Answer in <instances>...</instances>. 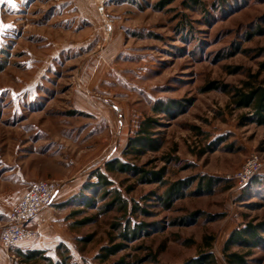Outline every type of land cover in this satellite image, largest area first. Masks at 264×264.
<instances>
[{"label":"rangeland","instance_id":"374dc122","mask_svg":"<svg viewBox=\"0 0 264 264\" xmlns=\"http://www.w3.org/2000/svg\"><path fill=\"white\" fill-rule=\"evenodd\" d=\"M12 4L0 3V264H25L20 246L7 255L1 235L40 180L59 185L42 230L54 260L188 264L211 252L230 264L226 253L237 252L243 264H264V224L258 245L229 241L225 251L235 229L264 223V121L235 97L248 92L245 82L264 85V0ZM146 119L148 134L139 130ZM143 135L147 146L131 151ZM115 159L131 169L107 170ZM247 162L253 171L243 180ZM98 170L129 212L90 186ZM208 178L211 187L201 186ZM127 218L140 227L125 238ZM117 243L116 254L100 257Z\"/></svg>","mask_w":264,"mask_h":264},{"label":"trees","instance_id":"16d2710c","mask_svg":"<svg viewBox=\"0 0 264 264\" xmlns=\"http://www.w3.org/2000/svg\"><path fill=\"white\" fill-rule=\"evenodd\" d=\"M248 87L249 90L248 92H242V91H238L237 93H235V97H239V100L237 101V104L239 106H249L252 107L254 109V112H256L257 115V119H261L262 121H264V85H257V87L253 86L251 83L249 82H245ZM153 122L152 119H146L145 121H142L141 123V128L139 129L140 132H145V133H149V131L147 130L148 127L151 126V123ZM150 140L148 136L143 135L139 138L134 139L130 145H131V151L134 152H140L141 151V147H146V141ZM152 144H149V146H151ZM106 168L109 171H113V170H123V171H128L131 168L128 167V165L123 164L120 160L115 159L113 161H109L106 163ZM142 174H144V176L148 175V171L142 169L141 170ZM151 174V173H150ZM155 175V174H154ZM95 176H97V183L94 184H90V186H99L101 185V190H103V192L106 195H114L113 200L111 202H109L108 205H111V207L117 206L118 210L123 212V214H126L127 212H129V204L128 201L125 197H123L121 195V192L117 189H113V188H108L111 185V182L109 181L107 175H105L103 172H101L100 170L96 171ZM160 177V176H159ZM206 176H203L201 178V181H203V179ZM182 184V181H178V182H174L172 184V186L167 189L164 194L161 196V202L165 203V204H169V200L171 199L174 190H178V186ZM205 186V187H211V179L208 178V180L203 184L201 182V186ZM90 201L86 202L89 204ZM68 201H66L65 203H61L60 206L63 205H67ZM142 207L139 205H133V210L135 211V209L140 210ZM112 209V208H111ZM142 210V209H141ZM131 219L127 218L126 222H125V226L122 229V235L128 236L131 232H136V230L140 227L139 225H135V223L131 226L130 223ZM264 223L262 224H258L257 226L252 225V224H247L245 227L243 228H239V229H235V231L233 232V234L230 236V238L228 239V241L226 242V246H225V251L227 252L229 250V246H228V242L230 241L231 243L233 241L245 244V245H258V229L259 227H262ZM121 223H115L114 226H120ZM127 238V237H125ZM122 244L117 243L114 246H105L103 247V249H105L106 252H102L100 257H102L103 259H107L110 255L112 254H116V252L119 250V246H121ZM63 245L60 244L58 246V248L62 249ZM16 254L18 257H20L21 261L25 264L28 263H37V262H43L44 264H67L64 259L63 260H54L52 259L49 255L46 254V251H44L43 249H36V248H27V249H23V248H16L15 250ZM227 259L229 261L230 264H243L244 261L242 259V257L237 253V252H227ZM204 260H207L209 263L211 264H216V260L213 257V254L211 252H204L201 255H199V257L197 258H192L191 261L188 264H199V263H203Z\"/></svg>","mask_w":264,"mask_h":264},{"label":"built area","instance_id":"2783aa9c","mask_svg":"<svg viewBox=\"0 0 264 264\" xmlns=\"http://www.w3.org/2000/svg\"><path fill=\"white\" fill-rule=\"evenodd\" d=\"M251 162H247L237 177L245 180L253 171ZM56 181L40 180L29 185L21 199L14 204L9 214L8 225L1 235V245L9 257L15 246L33 242L40 237V223L35 221L41 211L52 207L58 194Z\"/></svg>","mask_w":264,"mask_h":264},{"label":"crops","instance_id":"0c3cea01","mask_svg":"<svg viewBox=\"0 0 264 264\" xmlns=\"http://www.w3.org/2000/svg\"><path fill=\"white\" fill-rule=\"evenodd\" d=\"M58 195L56 196L55 201L52 205L53 207H48V208L43 209L41 211V213L38 215V217L35 219V221L40 223V238L35 240L33 243H30L29 248H36V249H41V250L43 249L44 250L45 249L44 247H47L46 245H49V243H51V241H52L50 239L51 237H48V236L44 237L42 234V230H43V228H45L46 224L52 220L53 214H52L51 210H53L56 206V203L58 201L57 200ZM23 246H26V245H23ZM20 247H22V246H20Z\"/></svg>","mask_w":264,"mask_h":264},{"label":"snow or ice","instance_id":"6c2138e0","mask_svg":"<svg viewBox=\"0 0 264 264\" xmlns=\"http://www.w3.org/2000/svg\"><path fill=\"white\" fill-rule=\"evenodd\" d=\"M0 3H7L10 6L14 7L15 5L12 4V0H0ZM4 27H8L7 25H5Z\"/></svg>","mask_w":264,"mask_h":264}]
</instances>
